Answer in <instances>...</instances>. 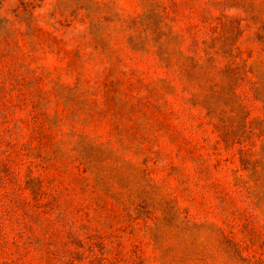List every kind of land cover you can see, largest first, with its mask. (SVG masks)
Listing matches in <instances>:
<instances>
[{"label":"rangeland","instance_id":"374dc122","mask_svg":"<svg viewBox=\"0 0 264 264\" xmlns=\"http://www.w3.org/2000/svg\"><path fill=\"white\" fill-rule=\"evenodd\" d=\"M0 18V264H264V0Z\"/></svg>","mask_w":264,"mask_h":264},{"label":"trees","instance_id":"16d2710c","mask_svg":"<svg viewBox=\"0 0 264 264\" xmlns=\"http://www.w3.org/2000/svg\"><path fill=\"white\" fill-rule=\"evenodd\" d=\"M7 0H0V5L4 4V2H6ZM26 7H29L30 5L34 4V2H30L27 1L26 3L22 2ZM5 19H1L0 18V26H5L3 24H1V22H3ZM8 32L6 31L5 27H1L0 28V39L2 38V36L7 35Z\"/></svg>","mask_w":264,"mask_h":264}]
</instances>
